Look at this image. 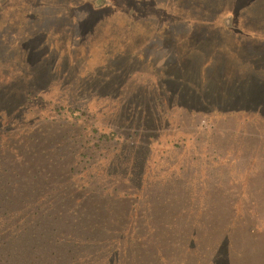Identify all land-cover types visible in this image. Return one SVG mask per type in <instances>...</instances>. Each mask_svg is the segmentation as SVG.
<instances>
[{
	"label": "rangeland",
	"instance_id": "obj_1",
	"mask_svg": "<svg viewBox=\"0 0 264 264\" xmlns=\"http://www.w3.org/2000/svg\"><path fill=\"white\" fill-rule=\"evenodd\" d=\"M0 264H264V0H0Z\"/></svg>",
	"mask_w": 264,
	"mask_h": 264
},
{
	"label": "trees",
	"instance_id": "obj_2",
	"mask_svg": "<svg viewBox=\"0 0 264 264\" xmlns=\"http://www.w3.org/2000/svg\"><path fill=\"white\" fill-rule=\"evenodd\" d=\"M199 226L201 225V224H198ZM189 229V228H188ZM190 230H192V229H190ZM186 233V232H185ZM183 241H182V243H185L187 240H188V237L186 236V234H183V239H182ZM131 261H133V260H131V259H129V261L128 262H131Z\"/></svg>",
	"mask_w": 264,
	"mask_h": 264
}]
</instances>
